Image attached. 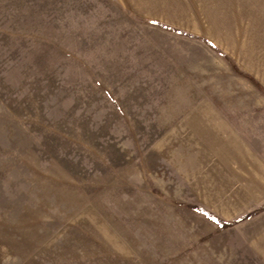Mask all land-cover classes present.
I'll return each instance as SVG.
<instances>
[{
    "label": "rangeland",
    "instance_id": "1",
    "mask_svg": "<svg viewBox=\"0 0 264 264\" xmlns=\"http://www.w3.org/2000/svg\"><path fill=\"white\" fill-rule=\"evenodd\" d=\"M0 264H264V0H0Z\"/></svg>",
    "mask_w": 264,
    "mask_h": 264
},
{
    "label": "crops",
    "instance_id": "2",
    "mask_svg": "<svg viewBox=\"0 0 264 264\" xmlns=\"http://www.w3.org/2000/svg\"><path fill=\"white\" fill-rule=\"evenodd\" d=\"M205 106H202V107H199V108H197L196 109V111H195V113H198V114H209V115H211V116H213V115H215L216 113L213 111V110H210V108H204ZM197 114V115H198ZM200 117H202V116H200ZM202 118H204V117H202ZM206 118V117H205ZM204 118V119H205ZM211 123L210 124H208V126H207V124L205 125V127H203L204 126V123H202V128H207L206 130H212V128H211ZM226 124H222L221 122H220V124H219V129L220 128H222V127H224L225 129H227L226 128ZM216 129V128H215ZM205 130V129H204ZM217 130V129H216ZM221 139V138H220ZM222 145H223V149H225L227 146H235L234 148H236V150L237 151H241V149H242V147L239 145L238 146V144H235L234 143V141H232L231 139H227V141L226 142H224V143H222ZM222 149V150H223Z\"/></svg>",
    "mask_w": 264,
    "mask_h": 264
}]
</instances>
